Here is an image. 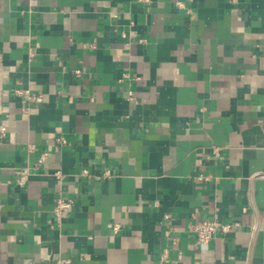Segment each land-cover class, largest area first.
Masks as SVG:
<instances>
[{
  "label": "crops",
  "instance_id": "1",
  "mask_svg": "<svg viewBox=\"0 0 264 264\" xmlns=\"http://www.w3.org/2000/svg\"><path fill=\"white\" fill-rule=\"evenodd\" d=\"M62 258L264 264V0H0V264Z\"/></svg>",
  "mask_w": 264,
  "mask_h": 264
},
{
  "label": "built area",
  "instance_id": "2",
  "mask_svg": "<svg viewBox=\"0 0 264 264\" xmlns=\"http://www.w3.org/2000/svg\"><path fill=\"white\" fill-rule=\"evenodd\" d=\"M138 1H140L142 3H149L150 2V0H138ZM76 73L80 74L79 72H76ZM57 144L60 146H63L66 144V141L63 138H59L57 140ZM57 175L59 176V174H57ZM196 179L200 180V181L209 180V178H202L201 176H199ZM27 180H28V172H26V171L20 172L18 177H17V185L21 186V187L25 186V184L27 183ZM72 206H73V201H71V200H65L62 198H59L57 200L56 205H55V209H54V213H55V216H56L58 222H60L61 218L63 217V213L66 210L71 209ZM166 219H169V216H166ZM232 227L233 226L230 224H222L217 219H213V220L208 219V220H203V221H200L198 223H195L192 226V232L195 236L197 245L200 247H205L211 242V240L215 237V235L218 232H222L224 234H227L228 232H230ZM56 264H74V262L70 258H62V259H59L56 262Z\"/></svg>",
  "mask_w": 264,
  "mask_h": 264
}]
</instances>
